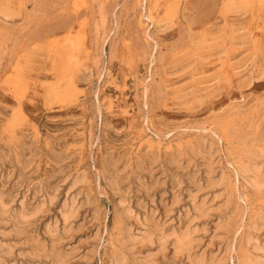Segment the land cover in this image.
I'll list each match as a JSON object with an SVG mask.
<instances>
[{
    "label": "rangeland",
    "instance_id": "rangeland-1",
    "mask_svg": "<svg viewBox=\"0 0 264 264\" xmlns=\"http://www.w3.org/2000/svg\"><path fill=\"white\" fill-rule=\"evenodd\" d=\"M171 1H176L177 10L175 17L167 21L164 15ZM227 2L228 0H161L159 3L155 0H0V144L10 148L14 159L18 160L17 146L8 142L5 136L7 121L12 120L15 113L24 114L25 117L21 132L25 131L24 133L30 135L36 131L52 145L77 143L81 139V143L75 147L74 143L70 145L68 151L72 152L64 159V165H69L71 171L75 170L72 172H76L77 168L85 171L90 190L99 202L101 214L98 219L94 218L92 206L81 207L79 219L77 218L74 224L76 227L85 224L80 227L81 231L77 229L79 233L76 231L72 239L65 242L66 248L71 246L77 249L76 255L68 264H111L113 250L119 247L118 241L123 237L120 225L115 222L119 197L111 195L113 192L109 185H105L108 189L104 186L101 171L99 173L107 155L115 151L122 152L128 159L122 173H137L136 184L139 185L141 179L149 185L146 188L149 190L148 195L137 193L138 195L134 196L133 207L137 214L144 219V208L137 207V202L141 200L147 211L157 208L156 221L159 220L161 224L167 222L169 232L185 230L193 217H196L190 193H197V190L191 181L206 184L210 176L203 160L195 161L189 169L184 168L187 177L178 191L182 200L174 206L172 202L175 191L171 188V183H162L166 178L161 172V166L156 168L158 172L154 170V179L160 178L159 183L164 187L159 183L158 187L150 186L151 178L146 172L142 173L139 167V148L141 145L148 148L154 146L153 148L157 149L161 147L164 162L170 150L178 148L179 145L186 148L189 143L200 139L213 143L216 151L213 175L220 178L221 174H225L231 182L230 188L235 189L236 196L234 195V203L231 206L233 214H230V233L224 234L226 237L222 234L223 236L220 235L217 239L216 227L224 215L217 209L224 200L220 198L216 201L213 196L222 188H208L198 194L197 203L200 204L202 199L208 198V206L213 207V213L194 222V228L199 231L196 234L192 258L196 254L204 253L207 258L217 255L218 261L209 262L210 264H241L242 255L249 249L256 257L264 256V227L260 221L264 215V201L260 197L257 198L253 193V186L248 185L251 183V177L237 171L241 167L239 152L244 144L258 151L261 156L264 155V142L257 145L253 142L257 134L264 129L263 60L259 63L252 62L241 70L234 67L235 57L243 51L244 42L263 38V5L259 0H252L249 12L222 15V6ZM149 16L153 17L152 20ZM231 36L233 38H230ZM74 37L79 38L81 50L84 51L83 62L91 76L80 86L82 88L77 92L80 95L78 102L76 100L74 106H68L58 103L51 94L59 86L57 71H53L56 66L55 61L52 62L55 59L52 47ZM199 44L208 49L204 47L199 51ZM219 45L224 47L218 48ZM52 63L53 66L50 65ZM108 73L112 80H109V83L106 82ZM13 75L20 76V80L22 78V84L27 90L21 103L14 99L10 91V84L15 79ZM10 78L14 79L9 80ZM53 88L54 91L49 93L57 104L52 102L48 94V89ZM39 94H46V99ZM43 100H47L45 104ZM50 103L54 106L50 107ZM225 126L233 129L232 134L235 130L236 135L230 139L231 142L234 140V151L238 155L231 151L232 145L229 147V144L220 138ZM238 135H245L246 143L241 145L242 140ZM235 138L240 139L237 143L242 148L237 147L238 144L235 145ZM44 151L42 158V154L39 156L38 164H34L36 161L31 162L32 166L29 163L26 171L38 166L45 170L56 165L57 162L51 154L47 150ZM69 182L62 183L57 204L49 214H43L37 223L43 241H49L44 234L45 225L54 218H59L62 222L61 205L66 199L70 200L75 196V190H81L75 188L68 191ZM22 196L20 194L18 197L15 207H19ZM78 198L80 202L84 201L83 195ZM169 206L173 213L166 217L165 208ZM187 210L190 214L186 213ZM255 220H258L257 223L252 225ZM131 225L136 237L146 229L136 218H133ZM248 234H251V237ZM221 236L223 239H220ZM249 238L251 244L248 247ZM243 242H246L247 246ZM174 243V238H171L163 254L158 243H146L145 246L141 243L139 247L136 246L137 250L134 249L135 255L134 250L130 253L128 261L132 264L140 257L136 262H143L148 255L158 252L156 256L160 254L155 256L154 264H190L192 258L187 253L175 255ZM128 247L132 249L131 245ZM18 251L20 250H16V256L19 255ZM166 257L168 258L165 259ZM220 259H223V263H219ZM17 260V264H22L24 258L18 257Z\"/></svg>",
    "mask_w": 264,
    "mask_h": 264
},
{
    "label": "bare ground",
    "instance_id": "bare-ground-1",
    "mask_svg": "<svg viewBox=\"0 0 264 264\" xmlns=\"http://www.w3.org/2000/svg\"><path fill=\"white\" fill-rule=\"evenodd\" d=\"M155 1H156V3H159V1H161V0H155ZM162 1H164V0H162ZM171 2L172 3H170L166 7V12H165L166 14L164 15L167 17V18L165 17L166 20L171 19V18L175 17V15H176V10H177L176 9V3H175L176 1H171ZM259 2L264 6V0H259ZM251 3H252V0H228V2L222 6L221 13H222V15H226L228 13H234L235 15H237V14H241V13L246 12V11L249 12L251 10ZM154 4H155V2H154ZM6 9H9V8H6ZM9 13H10V11H9ZM6 16H8V15H6ZM152 18L153 17L149 16L150 20H152ZM223 18L225 19V17H223ZM167 21H169V20H167ZM163 22H165V21H163ZM163 22H161V23H163ZM155 25H156V23H155ZM220 36H221V34H220ZM233 36H231L230 38H233ZM215 37H216V39H220V38H217V36H215ZM245 37H247V36L245 35ZM68 38H67V40L65 39L64 41L59 42L52 47V49H53L52 52L54 53L53 57H55V59H53V61H52V58H51L50 61H52V62L55 61L56 69H53V71L54 70L57 71L56 75L59 78V81L57 80L59 83V86L56 87V84H55V87L57 88V90L55 88V90H56L55 92H53L54 88H53V90H51L52 87H50L51 89H48V94L50 95V93H51L50 91H52L53 93H51V94L54 95V97L58 103H62V104H66V105L70 106L73 103L75 104L76 100L78 102V99H79L78 96H80V95L77 94V92H79L78 90L82 88L80 86H82L83 83H86L85 81L87 79H89V77L91 75H89L88 68H86V66L83 62V60H84L83 55L84 54H82L83 50H81V47H80L81 43L79 44V41H78L79 38L78 39H77V37H74L73 39H68ZM240 38H241L240 40H242V37H240ZM197 40H199V39H197ZM218 41H220V40H218ZM222 41H223V43H222ZM222 41H221V43H222L221 45L224 44L223 39H222ZM198 42H201V41H198ZM239 45H241V44L239 43ZM204 47L205 46H203V45L200 46V44H199L198 50L202 51L204 49ZM208 47L210 49V46H208ZM223 47L224 46H220L218 48H223ZM238 47L240 48V46H238ZM205 49H206V47H205ZM226 52H227V50H226ZM192 54H194V53H192ZM190 56H191V54H190ZM48 59L49 58L47 57V60ZM50 65L53 66L54 64L52 63ZM17 71H19V70H17ZM15 72H16V70H15ZM19 72L21 73V71H19ZM20 73H19V75H21ZM17 75H18V72H17ZM13 77L15 79L13 78L14 81H12L10 84V86H11L10 91H11L14 99L18 103H21V101L25 97V91H27V90L25 89V86L22 84V82H23V81H21L22 78H21V80L19 79L20 76L17 77V76L13 75ZM11 79L12 78H10L9 80H11ZM17 79H19V80H17ZM254 79L255 78H253L252 80L254 81ZM6 80H8V79H6ZM106 80H107L106 81L107 83H109L110 82L109 80H111L109 73L107 75ZM25 81H27V80H25ZM25 81H24V84H25ZM27 83L28 82H26V85H27ZM26 88H28V87H26ZM46 94H47V92H46ZM41 95H43V94H41ZM45 95L42 96L43 99H44V97L46 99L47 96H45ZM49 95H48V99L51 96L50 99L52 100L53 103H55V100L52 99V95H50V96ZM47 100H43L44 104L46 103L45 101H47ZM55 104H57V103H55ZM74 104H73V106H74ZM46 106H47V104L45 105V107ZM49 106L51 107L54 105L51 104ZM58 108H61V107L58 106ZM57 110H60V109H57ZM11 113H13V112H11ZM14 113H15V111H14ZM11 115H13V114H11ZM23 115H21L20 113H15L12 120L6 118L10 121L6 120L7 121V127H5V129L7 131V133H6L7 135H5V136L9 141L7 139H5V140H7L11 144L13 143L17 146V148L19 150V154H17V155H19L18 160L14 159L13 152L10 150V148H8L7 146H5L3 144H0V177H1V179H0V264H17V262H19L17 260L18 257H19V259H20V257L24 258V260L22 261V264H68V263H70L71 258H73L76 255L77 249L75 247H71V246L66 248L65 242L67 240H69L72 236H74L75 235L74 233L76 231L77 232H78V230L81 231L80 227L84 226V224H85L84 222H82L84 224H82L78 227H76L77 225L74 224L76 219L78 218L79 214H81L80 209H81V207H85V206L91 207L92 206L93 213H94L93 215H95L94 218L95 219L97 217L99 218V216L101 214L100 210H99V206H98L99 202H97V199L95 198V196L93 195V193L90 190L89 184L87 183L88 181H86L85 171L77 168L79 171H83V172H79L77 169H76V172H72L74 169L71 171L72 168L68 167L69 165H67V166L64 165L66 162V160L64 162V159H66L67 156H69L68 154L72 152V151L69 152L68 150L70 149V147L72 146V143H74V142H72L71 144H70V142H68V143L65 142V143L59 144V145H52L49 142H47V140H44L43 137L41 136V134H39L36 131L30 135L24 133L25 131L21 132L23 129V123L25 121V119H24L25 117ZM2 122L3 121H1V123ZM4 123H5V121H4ZM3 126H5V125H3ZM0 127H2V126H0ZM25 127H26V125H25ZM231 130H233V129L232 128L229 129V126L223 127V129L221 131L222 136L220 138L223 139L224 141H226L227 144H229L228 145L229 147H231L230 145H232V147H233L232 150L230 148L229 149L233 152V154H235L237 152L234 151V146H233L234 144L232 143L234 140L231 142V139L236 134L234 133L235 130H234L233 134L231 133L232 132ZM261 131H260V133L257 134L258 136L254 140L252 139L253 142L255 143V145H257V143L261 144L264 142V129L262 132ZM0 133H1V131H0ZM21 133H22V135H21ZM1 137L2 136H0V138ZM239 138L242 140V144L240 142L241 145H243V143L245 141H247V139L245 138V135L244 136L240 135ZM240 139L239 140L236 139L237 141H236L235 145L238 144L237 142H239ZM80 140L77 143L75 142L76 144L75 143L73 144L74 147L78 143H81ZM196 140H198V139H196ZM208 142L200 139L198 141H194L193 143L192 142L189 143V145L186 148H183L184 146L182 147V145L181 146L179 145L178 148L176 147L175 149H172L169 151L164 162H162L163 161L162 159H164L163 158L164 155H162V153H161V150H160L161 147H160V149H157V148H153L154 146L153 147L150 146V148H148V146H146L147 147L146 148L145 146L141 145V147L139 148V152L141 153L140 154L141 158L139 157L140 158L139 159V167H140L142 173L146 172L148 174V177L151 178L150 180H151L152 185H150V186H154V187L157 186L158 187V183L160 182L159 181L160 178L158 180L154 179L155 178L154 177L155 176L154 170L157 167L161 166V168H160L161 172L163 173V176H165V178H166V180L162 183L166 184V185H167V183H171V185H172L171 188H173V191H175L174 198H173L174 201L172 202L174 204V206L176 203H180L179 201L182 200V199H180L181 195L178 193V191H180L179 189L181 188L182 184L185 182L186 177H187V176H185L184 168L189 169L190 166L193 163H196L195 161H197L199 159H202L205 166H206L207 172L210 175L206 184H202L201 181H200L201 183L196 184V181H194V180L191 181L190 178H187L188 180H190L192 183L195 184V187L197 190V193H196V191H195V193L194 192L190 193L191 201H193L192 208L194 207V214H196V217H195L196 220L194 219V217H193L194 220L191 218L192 221H190V224L188 223L189 226L186 227L185 230L180 229V231L170 230V232H169L167 230V228L169 229V227H167L168 225H166L167 222L164 224H161V222H159V220L156 221L157 220V217H156L157 208H156V210H152V211L148 210L147 211L145 205L143 206V203H142L143 201H141V200H139L137 202V204H138L137 207L138 208L139 207L144 208V210H145L144 219H142L143 217L141 218L139 216L140 214H137V212L135 211V209L133 207V202L135 201L134 196L138 195L137 193H140V194L145 193L148 195L149 190L148 189L146 190V188H148L149 185L147 184L146 181L141 180V179H140V183H138L139 185H137L135 182L136 179H138L137 173H134V172L122 173L124 167L127 166L126 164L128 162L127 157L125 155H123L122 152L117 153L115 151V152H112V153L107 155V157L104 161L105 164L103 163L104 165H102L103 167L101 170H99V173L101 171L100 174L103 178L102 182H103V180L105 182L104 186L109 185L111 192H113V193H111V195L113 194L112 196H114V194H115L116 197L117 196L119 197L117 200L118 204H117V209H116V221L115 222H117V224L120 225V228H121L120 232H122V235H123V237L121 239L119 238L120 239V241H118L119 247L118 248L116 247V249L113 250L114 252L112 254L111 264H130V262L128 261L130 253H132L133 250L136 249L137 245L139 247V244H141V243H143V244H141L143 246H145L146 243L151 244V245L154 243H158L160 248H161L160 251H162L161 254H163L165 249H167L168 243L170 242L171 238H174V241H175L174 247H175V255L176 256H179L183 253H187L188 256H190L192 258L193 253H194L193 247L196 244V237H197L196 234L199 231L198 228H194V222L198 221V219H201L203 217L206 218L209 214L213 213L212 212L213 207L208 206L209 205L208 200H207L208 198H204L205 196L202 197L204 199H202V202L200 204L197 203V201H198L197 199L199 197L198 194L200 192H203L204 189L207 190L208 188H211L213 190L214 188L221 187L222 188L221 191H219V193H216V195L213 197H215L214 200H216V201L218 199L220 200V198H223V200H224V203L220 204L219 208L217 209L218 212L224 214L223 217L221 216L222 217L221 222H219V224L216 227L217 228L216 234L218 236L215 233L214 234L216 235L217 239H219L218 237H220V235H222V234L223 235L224 234L229 235L230 228H231V215L230 214H233L231 212V206L234 203V195H235L234 190L235 189L230 188L232 186L231 182L227 179V177L224 176L225 174L224 175L221 174L220 178L214 177L213 174H214V169L216 166L215 165V152L216 151L213 148L214 147L213 143H208ZM248 144H250L249 141H248ZM251 144H253V143H251ZM149 145H150V143H149ZM249 146H253V145H249ZM237 147L242 148V146H240L239 144L237 145ZM44 150H47V152L50 153L51 156L53 157V160H56L57 163L54 162V163H56V165L54 164L53 166H51L45 170H42L43 168L41 169L38 166L39 168L37 167V168H33L30 171L28 170L29 172L26 171L25 168L29 163L31 164V162L36 161V163H34V164H38L39 156L42 154L40 156V158H42V156L44 154L43 153ZM47 152L45 154H47ZM162 152H163V150H162ZM217 153H216V155H217ZM239 154H240L239 158H240L241 167L238 168L237 171H239V172L241 171L242 174L246 177H249V178L251 177V180H250L251 183H249L248 185L251 184L250 186H253V189L255 191V192L253 191V193L256 194L257 198L260 197L264 201V155L262 154L263 156H261L258 153V151H256L255 149H253L251 147H248L246 144L243 145L242 150L240 149ZM237 155H238V153H237ZM60 162L63 163L62 165H64V166L60 165L59 164ZM84 164H82V165H84ZM185 164H186V167H185ZM32 165L33 164H31V166ZM33 167H35V166H33ZM133 168H135V167H133ZM156 172H158L157 169H156ZM208 174H206V175L208 176ZM219 174H218V176H219ZM161 176H162V174H161ZM66 181H70L69 182L70 185L68 186L69 188L67 187L69 189L68 191H71L75 188H80L81 190L77 189L78 190L77 192H75L76 191L75 190L74 193H76V194H74L75 196L72 199H70V200L66 199L65 201L63 200L64 203L61 205V207H62V209H61L62 222L59 218H54L51 221H49L45 225V228H44V234L47 235V237L49 238V241H48V239H47V241H43L41 234L38 232L39 226L37 223L43 214H47L48 212H51L52 207L55 204H57L56 202H57V199L59 198L58 197L59 188L61 187L62 183L66 182ZM162 183H159V184L162 185ZM79 185H81V187H79ZM70 186H71V188H70ZM105 187H107V186H105ZM162 187H164V186L162 185ZM60 189H62V188H60ZM107 189H108V187H107ZM149 189H150V187H149ZM20 194L23 195L22 196L23 199L21 200L19 207H15L14 204H16V201H17L18 197L20 196ZM70 194H72V193L70 192ZM72 195H70V197H72ZM82 195L84 196V198H83L84 201L82 199L83 202H80L81 200H79L78 197H80ZM206 196H208V195L206 194ZM263 201H261V202H263ZM210 202H212V200ZM213 203H215V202L213 201ZM172 205H171V207H172ZM191 205H192V203H191ZM210 205H211V203H210ZM262 206L264 207V205H262ZM167 207L166 208L164 207L165 208V215H167L166 217H168L170 213H173L172 212L173 207L172 208L170 206H169V208H167ZM214 210L216 211V209H213V211ZM149 211H151V212H149ZM188 211L189 210H187V212L186 211L185 212L187 214H190V211L189 212ZM192 211H193V209H192ZM217 211H216V213H218ZM133 218H136L139 223L141 221V224L146 227L145 231L142 232V234H140V236H139L140 238L135 236V232L132 228L133 226L131 224H132ZM92 221H93V219H92ZM92 221H91V223H92ZM257 221L258 220H255L252 225H255L257 223ZM260 221H262L263 227H264V215L262 216V220H260ZM138 225H140V224H138ZM86 226H87V224H86ZM140 228H142V227H140ZM252 228H254V227H252ZM255 228H256V226H255ZM82 231H83V229H82ZM139 232H141V231H139ZM257 233H258V231H257ZM222 236L220 239H223ZM249 236L251 237V234ZM93 239H95V237ZM198 241H200V240H198ZM250 242H251V240L249 238V242H247L248 244L246 242H243V243H245V245L247 244L249 247L251 244ZM227 243H228V241H227ZM230 243H231V241H230ZM129 245H131L132 249H130V247H128ZM147 247H149V246H147ZM17 249L20 250V252L18 251L19 255L16 256V253H17L16 250ZM139 249H141V248H139ZM256 249H257V247H255V250ZM192 250H193V253H192ZM249 251H250V249L245 251L244 255H242L243 257L241 260V264H264V256L263 255H262L263 257H261V256L259 257L258 255L256 257V255L255 256L252 255V253H250L251 251L250 252ZM153 253H155V252H153ZM156 253H158V252H156ZM156 253H155V255H152V254L148 255L144 259L143 262L142 261L136 262V260L139 259L140 257L136 258V256H135L136 260L132 264H154V262H155L154 259L160 254L159 253L156 256ZM134 255H135V250H134ZM136 255H137V251H136ZM196 255H195V257H193L191 259L190 264H208L209 262L214 263V262L218 261L217 255H214V256L212 255L210 258H207L206 257L207 255L204 253L197 255V256ZM176 256H174V257H176ZM182 256H180V257L182 258ZM167 258L168 257H166L165 259H167ZM176 258H178V257H176ZM83 259H85V258H83ZM223 259H220L219 263ZM163 260H164V258H163ZM222 263H223V261H222Z\"/></svg>",
    "mask_w": 264,
    "mask_h": 264
},
{
    "label": "crops",
    "instance_id": "crops-1",
    "mask_svg": "<svg viewBox=\"0 0 264 264\" xmlns=\"http://www.w3.org/2000/svg\"><path fill=\"white\" fill-rule=\"evenodd\" d=\"M246 44V45H245ZM258 44V45H257ZM258 52V53H257ZM253 54V55H252ZM234 67L237 70L244 69L253 63H259L263 60V76H264V6H263V38L259 40L244 42L243 51L235 57Z\"/></svg>",
    "mask_w": 264,
    "mask_h": 264
}]
</instances>
